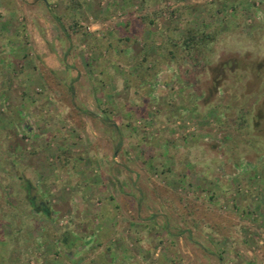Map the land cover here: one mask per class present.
<instances>
[{"label":"rangeland","instance_id":"1","mask_svg":"<svg viewBox=\"0 0 264 264\" xmlns=\"http://www.w3.org/2000/svg\"><path fill=\"white\" fill-rule=\"evenodd\" d=\"M0 264H264V0H0Z\"/></svg>","mask_w":264,"mask_h":264},{"label":"trees","instance_id":"2","mask_svg":"<svg viewBox=\"0 0 264 264\" xmlns=\"http://www.w3.org/2000/svg\"><path fill=\"white\" fill-rule=\"evenodd\" d=\"M149 23L154 22V18H149ZM74 24L70 25V29L72 31H68V35H71V33L74 31ZM76 31V30H75ZM74 31V32H75ZM219 36V31L217 29L209 30L206 27L202 28H195V27H187L186 29H183L179 33H173L168 35V39L166 43L170 46L169 47V54L173 58H178L181 56L182 58H186L188 63L190 64L189 70H197L200 71L201 69L205 68L209 64H211L214 61V58L212 56L213 51V45L217 41ZM157 63H154L153 67L151 69H156L155 65ZM227 65V64H225ZM150 69L147 70V72L142 73V77L150 76ZM154 78L156 77L153 76ZM151 78V77H150ZM244 117H242L241 121L244 126L247 125L249 122L248 120V110H244ZM242 126V127H243ZM245 130V129H244ZM31 210L32 212H35V210L41 211L42 214L45 216H49L51 209L50 207L45 204V201L41 199H37V197L34 195L32 196V202H31ZM78 237H74L72 239L73 244H75V240H77Z\"/></svg>","mask_w":264,"mask_h":264}]
</instances>
